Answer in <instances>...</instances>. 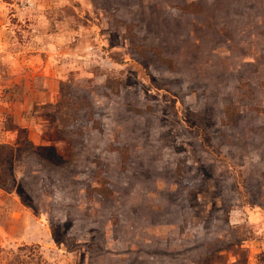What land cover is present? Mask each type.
<instances>
[{
	"label": "rangeland",
	"instance_id": "rangeland-1",
	"mask_svg": "<svg viewBox=\"0 0 264 264\" xmlns=\"http://www.w3.org/2000/svg\"><path fill=\"white\" fill-rule=\"evenodd\" d=\"M0 264H264V0H0Z\"/></svg>",
	"mask_w": 264,
	"mask_h": 264
},
{
	"label": "trees",
	"instance_id": "trees-1",
	"mask_svg": "<svg viewBox=\"0 0 264 264\" xmlns=\"http://www.w3.org/2000/svg\"><path fill=\"white\" fill-rule=\"evenodd\" d=\"M136 47H137L139 53L141 55H143V56L150 57L152 55H156V56L160 57L163 62H166L167 61V59H165L166 57L160 55L161 54L160 53V50L161 49L160 50L159 49H156L158 47H154V46H148V47H146V46H136ZM112 81H114V80L107 79L106 80V85H109L110 86V83ZM113 90H115L116 93H118V92L120 93V91H118V85L117 84L114 86V89ZM61 105H62L61 106V110L63 111V114L65 113L64 118H65L66 122H68L67 125H70L71 128H72V130H77L78 132H80L81 131V128L83 126H86L88 124V122L80 121L79 118L77 117L78 116L77 114H78L79 107L76 104V101L75 100H72V101H67L66 100ZM93 112L90 111V113L88 115V120L87 121H89V122L92 121L93 116H95V114ZM98 125L99 124H98L97 120L96 119H93L92 126H94L95 128H98ZM114 144H115V147L119 150V152L120 153H123L122 152V147L124 148L126 146V144H122V143H119V142H116ZM105 183H107V182L105 181ZM94 190H97L98 191V193H99L98 196H100V198L103 196V193L101 191L104 192V187L101 186V189H99V187H98V188H96Z\"/></svg>",
	"mask_w": 264,
	"mask_h": 264
}]
</instances>
